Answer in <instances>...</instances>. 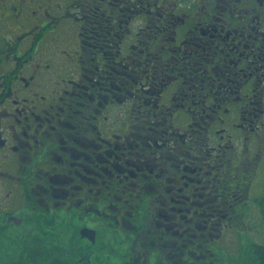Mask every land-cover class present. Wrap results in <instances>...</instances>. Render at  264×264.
I'll list each match as a JSON object with an SVG mask.
<instances>
[{"label":"flooded vegetation","instance_id":"af4514ba","mask_svg":"<svg viewBox=\"0 0 264 264\" xmlns=\"http://www.w3.org/2000/svg\"><path fill=\"white\" fill-rule=\"evenodd\" d=\"M263 163L264 0H0L1 221L81 264H230Z\"/></svg>","mask_w":264,"mask_h":264},{"label":"trees","instance_id":"16d2710c","mask_svg":"<svg viewBox=\"0 0 264 264\" xmlns=\"http://www.w3.org/2000/svg\"><path fill=\"white\" fill-rule=\"evenodd\" d=\"M258 193L257 201L264 214V191ZM26 217L29 221L30 215ZM46 226L56 225L48 221ZM30 227V225H25L22 228H16L0 220V264H81L76 258L75 250L73 251L70 247L66 248L62 245V241L54 239L57 235L50 231L48 233V230L41 225H35L32 229ZM254 241H250L247 245L248 248L244 255L236 258L235 254H230L227 262L230 264H264V228L263 239L256 241L258 243ZM214 259L215 256H212V263ZM104 264L112 263L109 259Z\"/></svg>","mask_w":264,"mask_h":264},{"label":"rangeland","instance_id":"374dc122","mask_svg":"<svg viewBox=\"0 0 264 264\" xmlns=\"http://www.w3.org/2000/svg\"><path fill=\"white\" fill-rule=\"evenodd\" d=\"M260 171H261L260 172V176L257 179L258 182H256V184H255V187L257 186V189H255V192H257V190L258 191H264V165H263V167H261V170ZM260 229L263 230V228H260ZM113 262H114V259L112 260V263Z\"/></svg>","mask_w":264,"mask_h":264},{"label":"water","instance_id":"95a60500","mask_svg":"<svg viewBox=\"0 0 264 264\" xmlns=\"http://www.w3.org/2000/svg\"><path fill=\"white\" fill-rule=\"evenodd\" d=\"M18 224H20V223H18Z\"/></svg>","mask_w":264,"mask_h":264}]
</instances>
